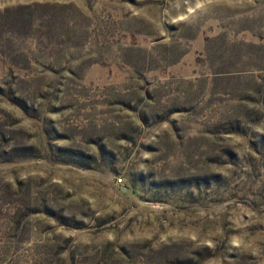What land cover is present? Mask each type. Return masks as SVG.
<instances>
[{"label": "rangeland", "instance_id": "obj_1", "mask_svg": "<svg viewBox=\"0 0 264 264\" xmlns=\"http://www.w3.org/2000/svg\"><path fill=\"white\" fill-rule=\"evenodd\" d=\"M0 264H264V0H0Z\"/></svg>", "mask_w": 264, "mask_h": 264}, {"label": "built area", "instance_id": "obj_2", "mask_svg": "<svg viewBox=\"0 0 264 264\" xmlns=\"http://www.w3.org/2000/svg\"><path fill=\"white\" fill-rule=\"evenodd\" d=\"M119 183H121L122 182V180L121 179H119V181H118Z\"/></svg>", "mask_w": 264, "mask_h": 264}]
</instances>
